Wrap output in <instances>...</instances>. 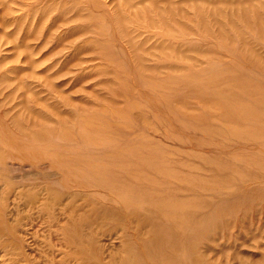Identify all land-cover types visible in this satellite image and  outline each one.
I'll list each match as a JSON object with an SVG mask.
<instances>
[{
	"label": "rangeland",
	"instance_id": "374dc122",
	"mask_svg": "<svg viewBox=\"0 0 264 264\" xmlns=\"http://www.w3.org/2000/svg\"><path fill=\"white\" fill-rule=\"evenodd\" d=\"M6 188L105 264H264V0H0Z\"/></svg>",
	"mask_w": 264,
	"mask_h": 264
},
{
	"label": "bare ground",
	"instance_id": "6f19581e",
	"mask_svg": "<svg viewBox=\"0 0 264 264\" xmlns=\"http://www.w3.org/2000/svg\"><path fill=\"white\" fill-rule=\"evenodd\" d=\"M13 191H15L14 188L0 191V264H105L102 259L92 255L94 230L92 229L91 216H87L85 234L80 232L81 227L74 222L77 220L80 207L73 202L64 204L61 200L56 199L57 196L53 190L48 191V197H44L43 201L37 200L36 196L30 195L28 192L30 197L28 202H25L28 207L25 215H21V219H18L17 214L18 222L16 224L10 225V227L3 226L9 201H11L10 196L15 194ZM23 195V190L16 194L14 201L17 200V202L13 201V211L19 210ZM63 218L71 221L69 225L62 224ZM42 226L48 229V235L41 232ZM37 227L40 229L39 231L35 229ZM75 229L74 233H67L69 230ZM55 238L57 240H54ZM41 247L45 250H41ZM34 248L40 251L39 254L33 253ZM155 260L161 264H206L201 259H191L184 263L178 259L167 257ZM154 261L149 259L148 264H153Z\"/></svg>",
	"mask_w": 264,
	"mask_h": 264
}]
</instances>
